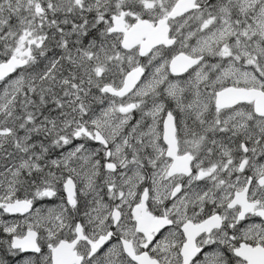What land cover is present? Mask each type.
<instances>
[{
  "label": "snow or ice",
  "instance_id": "6c2138e0",
  "mask_svg": "<svg viewBox=\"0 0 264 264\" xmlns=\"http://www.w3.org/2000/svg\"><path fill=\"white\" fill-rule=\"evenodd\" d=\"M0 264H264V0H0Z\"/></svg>",
  "mask_w": 264,
  "mask_h": 264
}]
</instances>
